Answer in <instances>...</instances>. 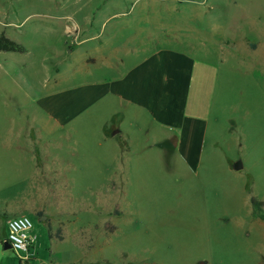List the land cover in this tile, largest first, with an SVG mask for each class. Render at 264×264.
I'll use <instances>...</instances> for the list:
<instances>
[{
  "label": "rangeland",
  "instance_id": "374dc122",
  "mask_svg": "<svg viewBox=\"0 0 264 264\" xmlns=\"http://www.w3.org/2000/svg\"><path fill=\"white\" fill-rule=\"evenodd\" d=\"M143 1L165 18V23L188 26L168 28L167 32L183 34L188 30L187 43L196 46L204 60L219 67L217 79L211 76L210 82L197 91L201 101L204 99L209 119L201 164L197 172H191L168 143L152 146L145 134L141 140L142 133H137L140 140H136V146L124 152L117 142L101 144V161L116 167L117 181H108L107 175L94 172L83 175L81 167L74 166L68 181L55 182L59 167L41 165L38 159L34 162L19 146L28 137L38 143L59 142L64 133L55 129L42 134L37 124L30 131L22 117L27 111L38 110L35 99L48 89L43 84L47 77L62 66L69 72L64 63L73 60L74 68L78 64L77 50L64 44V22L69 16L78 20L90 15L98 5L100 14L109 15L114 10L127 12L130 4L137 3L139 8ZM134 13L139 15L137 9ZM8 20L14 25L5 29L14 32L15 40L27 51L0 52V205H4L3 199L16 200L23 185L26 190H34L35 186L36 205H49L37 213L23 214L33 224L37 264H50L51 250L56 258L68 260L71 242L87 248L85 254L79 250L77 255L92 264L257 262L263 237L259 227L249 221L253 217L249 199L254 196L264 203V0H0V21ZM71 37L73 43L75 37ZM142 130L152 131L148 126ZM65 134L63 145L75 147V133ZM70 152L76 155L75 149ZM121 153L120 158L128 160L126 166L120 164L122 171L117 165ZM236 161H240L241 168H233ZM34 163L38 177L45 180L13 182L28 170L32 172ZM58 191L73 197L53 199L52 194ZM97 193L103 194L97 227L77 229L82 219L69 224L73 220L70 213L44 211H54L53 200H67V209L75 216L91 218L82 208L92 205ZM209 202L210 208L203 216L202 209ZM12 216L22 215L5 218ZM3 220L0 215L1 263L28 264L29 260L18 259L17 253L3 248ZM44 224L50 226L54 239L60 234L64 242L51 243Z\"/></svg>",
  "mask_w": 264,
  "mask_h": 264
},
{
  "label": "crops",
  "instance_id": "0c3cea01",
  "mask_svg": "<svg viewBox=\"0 0 264 264\" xmlns=\"http://www.w3.org/2000/svg\"><path fill=\"white\" fill-rule=\"evenodd\" d=\"M146 3V1L141 2L139 8L136 7L137 3L130 4L127 12L114 10L109 15L100 14V5H98L96 11L90 15H83L78 20L69 16L64 22L62 33L67 39L64 44L77 50L78 64L76 63L74 68L73 60L64 63L69 66V72L62 66L56 69L52 76L47 77L43 84L48 89L35 99L38 110L27 111L22 117L26 119L25 123L29 125L30 131L37 124L38 132L42 134H48L55 129L68 135L75 133V147L63 145V140L66 139L64 133L60 136L59 142L38 143L34 138L28 137L19 146L27 151L28 157L34 159V162L37 163L38 159L41 165H57L59 175L58 179L53 178L55 182L68 181V173L74 166L81 167L83 175L94 172L96 175H107L108 181H115L118 179L117 169L103 162L104 159L101 161L103 158L101 144L117 142L119 150L124 152L131 145L136 146V140H140L135 135L137 133H142L141 140L145 134L152 146L159 147L168 143L179 162L189 171L197 172L209 132V119L204 107V99L201 101L200 92L197 91L200 90V86L210 82L211 76L217 79L216 70L219 67L204 60L197 54V47L190 46L192 45L188 44L190 42L187 43L190 40L188 30L183 34L167 32L168 28L189 29L188 26L165 23V18L155 14ZM136 9L139 15L133 14ZM13 25L12 20L0 21V32L15 40L16 34L5 29ZM71 36L75 37L73 43H70ZM173 41L180 44H173ZM201 41V44L207 45L204 40ZM72 51L73 49L68 53ZM146 126L152 131H140L141 127ZM73 149L76 150V155L71 156L69 154ZM121 155L122 153L117 162L120 171H122L120 164L126 166L128 163V160L120 158ZM36 163L32 164V172L28 170L13 182L21 184L45 180L38 177L34 168ZM102 164L106 167H102ZM32 187L35 190V186ZM26 189L27 187L23 185L21 192L16 194V200H2L4 205H0V215L4 218L5 228L3 244L6 242L7 221L11 217L5 218V215L34 214L44 208V205L46 208L49 207L45 202L36 205L34 190ZM108 193L111 192L108 190ZM102 195L97 193L96 201H93L92 205L87 203L88 205L82 208L91 215V218L75 216L74 212L67 209V200L65 202L53 200L51 206H54V211L51 209L44 211L65 215L70 213L73 220H70L69 224H76L82 219L78 227L75 225L77 229L94 228L100 224ZM52 197L61 199L73 195L58 191L52 194ZM210 203L202 209L203 216H206ZM249 219L251 224L259 227L263 237L259 243L262 251L257 253V262L251 264H262L264 221L252 216ZM44 225L50 228L47 224ZM49 239L54 244L64 242V239L53 237ZM204 244L203 240L202 247ZM79 250L85 254L87 248L71 242V258L68 260L56 258V253L51 250L50 264H92L93 262L84 258H78ZM31 254L28 264H37L34 244ZM197 262L209 264V260H197ZM0 264H2L1 259Z\"/></svg>",
  "mask_w": 264,
  "mask_h": 264
},
{
  "label": "built area",
  "instance_id": "2783aa9c",
  "mask_svg": "<svg viewBox=\"0 0 264 264\" xmlns=\"http://www.w3.org/2000/svg\"><path fill=\"white\" fill-rule=\"evenodd\" d=\"M33 224L28 216H15L7 221L6 242L18 254V259L30 260L34 237L31 235Z\"/></svg>",
  "mask_w": 264,
  "mask_h": 264
},
{
  "label": "trees",
  "instance_id": "16d2710c",
  "mask_svg": "<svg viewBox=\"0 0 264 264\" xmlns=\"http://www.w3.org/2000/svg\"><path fill=\"white\" fill-rule=\"evenodd\" d=\"M27 51L26 47L21 43L9 38L4 34V32H0V52H16V53H25ZM250 204L252 209L253 217L264 221V211L263 206L264 203L262 200L255 198L254 196L250 197ZM48 237L51 238L52 235L48 228ZM57 239L61 240L62 237L57 235Z\"/></svg>",
  "mask_w": 264,
  "mask_h": 264
},
{
  "label": "water",
  "instance_id": "95a60500",
  "mask_svg": "<svg viewBox=\"0 0 264 264\" xmlns=\"http://www.w3.org/2000/svg\"><path fill=\"white\" fill-rule=\"evenodd\" d=\"M233 168H234V169H239V168H241V163H240V161H236V162L233 164ZM3 247H4V249H9V248H10V245H9L7 242H4Z\"/></svg>",
  "mask_w": 264,
  "mask_h": 264
}]
</instances>
